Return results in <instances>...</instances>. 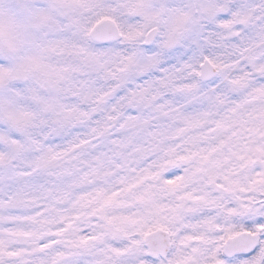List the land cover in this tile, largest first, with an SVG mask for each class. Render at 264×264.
<instances>
[{
  "label": "snow or ice",
  "instance_id": "snow-or-ice-1",
  "mask_svg": "<svg viewBox=\"0 0 264 264\" xmlns=\"http://www.w3.org/2000/svg\"><path fill=\"white\" fill-rule=\"evenodd\" d=\"M0 264H264V0H0Z\"/></svg>",
  "mask_w": 264,
  "mask_h": 264
}]
</instances>
